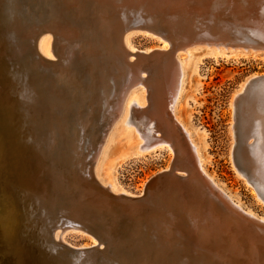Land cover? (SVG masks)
<instances>
[{
  "label": "rangeland",
  "instance_id": "374dc122",
  "mask_svg": "<svg viewBox=\"0 0 264 264\" xmlns=\"http://www.w3.org/2000/svg\"><path fill=\"white\" fill-rule=\"evenodd\" d=\"M91 1L0 0V36L3 39L5 33L15 35V38H19L18 40L20 41L18 42L21 43L18 47L14 38L8 39V45L12 47L6 51L4 50L3 53L5 55L2 54L3 57H0V203L4 201L3 205L0 204V219L10 223L13 234L18 237V244L21 250L26 253L30 252L31 256H29L30 258L27 256L26 264H36L34 258L40 260L42 258L40 253L45 254L47 251L49 252L48 255L56 256L59 254L64 256L70 253L83 254V256L81 255L84 258L83 264H98L96 258L116 245L117 250L119 252L122 250L121 253L124 255L118 264H144L142 253L139 254V251L127 242L130 241V236L136 232V229H134L136 228L135 225H140L143 222V214L149 213L153 207L156 197L165 199L167 196L166 198H168L171 187H174L173 181L179 179L172 176L171 168L177 166L184 168L175 159V151L180 152V149L175 148V151L169 152L167 147H164L162 150H150L148 154L136 156L133 154V140L127 142L113 138L120 132L124 114L121 112L114 121H111V118L115 115L112 112L107 120L102 105L95 104L98 96V86L96 85V72L90 70V64L91 58L96 55L95 50L102 51L100 44L96 43L98 36L92 38L80 37L78 40L77 35H75L79 33L81 28L85 27L86 30L91 28L82 24L86 13L90 16V13L93 12L90 10ZM82 3L85 4V7L80 5ZM105 5L111 7L113 12H119L120 10L114 9L108 3H105ZM171 13L173 12L160 14L158 22H168V17L173 16V18L185 17L184 19L188 18L189 20L201 17V14L196 15L193 12ZM229 13L230 11L227 15L225 14L227 19L232 16L229 20H226L225 17L223 19L219 18L216 15L219 20L229 24L228 26L225 24L226 28L224 30L226 29L228 36H234V39L229 41L236 45L226 46L224 53L209 54L211 49L219 46L207 44V38H204V40L203 38L200 39L197 42L198 44L194 43L192 46L197 48L193 51L183 50V48L187 49L191 46L183 47L180 44L181 41H174L169 45V52H165L161 49L162 41L172 35L170 27L159 28L158 25L160 29L158 31L157 27L137 25L133 21L131 24L133 23L134 26L130 27L131 29L127 28L126 32L123 33H130L125 36V39L135 49L136 56L132 57L131 61H136L133 62L136 66L139 64V71L143 66L146 67V70L151 68L148 74H150L149 77H152V80H159L158 70L156 71L152 67L153 64H156L153 62L159 59L155 58V60L151 57L152 59L150 60H154L153 62L149 60L145 62L139 56L140 54L142 55L148 50L151 51L147 52L148 56L161 52L159 54L162 60L157 63L160 65L166 61V56L168 57L169 55L171 57L172 54V59L168 58L173 64L175 63L176 71L180 68L179 61H183V58H187L190 55L191 59L183 71V90L178 95L175 115L178 116L188 130L192 142L198 145V151L202 159H204L206 172L213 177L223 190L239 200L243 209H250L256 216L264 218V109L255 108L257 99L264 106V55L261 51L249 52L246 55L235 52L243 49V47L239 46L240 43L247 42V40L242 38V33L236 35V30L238 31L243 24L248 23H243L245 22L244 19H246L243 13V20H240V14ZM206 19L201 18L199 20ZM68 20L75 24L74 30L68 29ZM199 22L193 20L192 29ZM44 25L53 29L63 30V33L56 35V39L58 41L63 37H69L72 57L61 64L58 62L55 64L39 62V68L36 71V69H33L31 62L36 57H34V46L30 38L37 28ZM209 25H212V23ZM231 25L233 26L231 27ZM119 35H121L122 40V33ZM92 39L95 41L92 42ZM232 46L234 47L231 48ZM171 47L173 48L171 49ZM219 48L221 49L222 47ZM1 51L2 48L0 47V53ZM123 62L121 61V64L125 66L126 62ZM140 62L143 63H141L143 66H141ZM101 63H103L101 64L102 66L98 67L103 68L104 66L105 73L108 72L106 69L110 61L105 58ZM91 73L94 75L92 80L93 89L91 94L86 96V100L89 103L81 101L79 103V97H83L80 95L79 89L81 87L84 89L88 88L85 85L84 76ZM251 75H257V79L252 80L247 85L245 92L240 94L241 98H238L236 107L237 117L235 116L233 131L230 132V126L233 121V110L230 106L231 97L239 90L243 81ZM78 77L81 78L79 79ZM93 81H95V84ZM140 87L143 86H137L133 90L140 91ZM71 92L75 93L74 99L71 97ZM50 98L54 99L51 103H49ZM162 99L164 102L169 100L167 96H161L159 101L163 102ZM93 100L94 102L92 103ZM115 101L118 102L119 100L114 98L109 102V105H112V102L116 103ZM156 106L161 107L160 104H156ZM147 109L148 107L145 108V110ZM22 112L25 115H22ZM69 113L73 117H78L81 120L88 118L92 122L90 131H86L83 134L90 141L89 144L93 148L90 161L83 163L84 167L87 166L86 173L90 179H88L89 182L95 185L90 173L94 167H97V163H95L98 159L97 153L103 152L106 157L102 171L103 179H108L109 176L115 177L118 188L131 193L133 199L124 197L125 199L122 200V197L114 193L111 196L113 200L111 197L107 199L113 205V210H105L104 208L107 204L100 203L98 204L99 207H95L98 208L99 212L95 213L87 212V208L82 207V204H79L78 201L76 205L67 209L66 206L59 205L61 203L57 201L58 195H60V192H57L58 187L61 191L75 192L73 185L69 181V176L66 175L67 170L71 168L73 158H78L79 161H74L76 164H79L84 159V156L78 157L76 153L80 131L68 119ZM160 118L167 119L163 111H160ZM256 120H259V122H255ZM68 122L73 126L68 124ZM168 132L171 133L172 131L169 129ZM176 135H179V133ZM231 136L234 137L232 142ZM180 141L181 138L178 137L176 142L183 146ZM94 150H97V152ZM74 152L76 156L73 154ZM46 161L47 163H44ZM173 161H176L174 162L175 166H173ZM57 164L60 166L58 167ZM166 169H169L167 173L170 172V177L173 178L170 179L169 176L167 178L159 177L158 174ZM240 169L244 171H240ZM178 170H176L175 174L180 177L181 174L177 173ZM243 172H245L246 176L238 177L236 174H242ZM96 186L99 187V185ZM169 186L170 189H168ZM36 190L39 191L36 192ZM255 195L260 196L263 204L256 200ZM113 197L117 199L115 198L114 200ZM17 198L22 206L21 214H18ZM50 199L51 201H49ZM42 201L43 206L39 208V204ZM46 202L51 205L46 204ZM56 202L58 204L57 207L61 208L62 212L68 210V214L72 215L78 222L89 221V223L101 229L104 236L102 241L97 242L91 234L83 231L77 221H70L72 225L78 226L68 230L66 240L70 243V246L66 251L57 249L53 245L51 231L49 230H47V233L45 232L44 239H41V236L39 238V235H37L40 239V244H32L29 237H31L33 227L38 225L41 216H38L34 210L41 209L45 212L46 208H53ZM75 208L83 209L82 213L84 214L82 217H74L75 215L72 213H74ZM59 217L64 219L63 215L59 214ZM46 238H49V242H47ZM90 238L96 241L94 245L91 244L92 240ZM190 244L192 242H188V245ZM126 246H128V249ZM178 251L175 254L177 258L180 256V259L177 260L176 256H174V259L171 258V260L174 264H184L187 260L185 261L183 256H186V254ZM137 258H139L138 261ZM242 259L245 261V258ZM160 263L164 264L162 261L157 264ZM186 264L189 263L187 262Z\"/></svg>",
  "mask_w": 264,
  "mask_h": 264
},
{
  "label": "bare ground",
  "instance_id": "6f19581e",
  "mask_svg": "<svg viewBox=\"0 0 264 264\" xmlns=\"http://www.w3.org/2000/svg\"><path fill=\"white\" fill-rule=\"evenodd\" d=\"M80 1L81 0H77V2ZM91 3L92 5L90 7V10L93 12L90 13V16L88 13H86V17L82 21V24L84 26L91 27L90 30H86V28L84 27L80 29L79 33L74 34L77 35L76 37L78 38V40L80 39V37L92 38L98 36V40L96 41V43L100 44V47H102V51L95 50L96 55L91 58L90 64V70L96 72V85L98 86V96L95 104L102 105L105 118L107 120L109 118V114L112 112L115 115H113L114 117L111 118V121H114V119L118 115H120L121 112H123L124 114L121 122L120 132L113 138L117 139L118 141L127 142L133 140V154L136 156H143L145 154H148L150 150H162L164 147H167L169 152L175 151V148H177L178 150L180 149V152L175 151V159L177 160V163L182 164L184 168L188 170L189 174L194 171L195 168H197L200 173L213 184V186L219 191L220 194H222L231 204H233L239 211L247 216L249 222L254 226H257L259 229L258 232L247 230L243 227H241L240 230L236 231L233 228L227 226H225L227 229H224V226H221L220 222H218L217 220L215 222L214 219L211 220L210 216L204 208L200 207V205H197V210L195 206L192 205V200L190 199V195L192 193H189V195L185 194L187 205L185 206L184 210H189L190 208L191 212H189V217L193 219V222L189 224L188 222H185L188 219L183 220V218H179L178 213L173 212V209L170 210V205H172L170 195H173V193L176 191L174 187H171L172 189L169 192L168 198H166V195V197L164 196L165 199H159L155 196L156 199L154 200L153 207L151 208L149 213L143 214V222L141 220L142 223L140 222V225H135L136 228L134 229H136V232L130 236V241L128 240L129 242L127 243L132 244V246L135 247L137 251H139V254L142 253L143 260L148 264H155L156 262L159 263L161 261L164 264H168L172 262L171 258L176 256L175 253L177 252V250H179V253L183 252L186 254V256H183L185 257V261L187 260L186 262L184 261L185 263L183 262L184 264H186L187 262L189 264H264V218L256 216L250 209H243V206L241 205L239 200L223 190L222 187L213 179V177L206 172L204 168V159H202L198 151V145H195L192 142L188 130L184 127L178 116L175 115V105L178 99V95L183 90V71L191 59L190 55H188L187 58H183L184 63L182 60L179 61L180 68L178 71H176L175 63L173 64V62L170 60L172 59V54L171 57H169L168 55L170 59L166 56V61L164 63L160 61L163 63H161V65L157 64L159 60H162V57L159 54L161 52H159L158 54L156 53V55L153 53V55L148 56L147 52L150 51L148 50L144 52L145 54H140L139 56L141 57V59L143 58L145 62L146 60L153 62L154 60H150L152 58H156L157 60L159 59L158 61L153 62L156 64L151 63L153 64V69L155 68L154 70H158L157 72L159 74V80H152V77H149L150 74H148L151 68L149 70L147 68L146 70V67L142 65V62H140V64L142 63L141 66L143 67L139 71V64L138 66H136L135 63H133L136 61H131L132 57L136 56L134 52L135 49L125 39V36H128L130 33H123L126 32L125 30H127V28L129 29L130 27L134 26L133 23L131 24V22L133 21L135 24L137 23V25L141 24L143 26L157 27L158 31H160L159 28L161 27H170L172 37L168 36L169 38H166L165 41H162L163 45L161 49L163 51L169 52V45L174 41H181L180 44L183 47L187 45L191 46L187 49L183 48V50L193 51L197 48H195V46H192L194 43L199 42L202 38L203 40L204 38H207V44L209 43L215 46L222 47V50L219 47L211 49L209 51V54H218L219 52L224 53V50H226V46L233 44L235 45V43L229 41L230 39H234V36H228L226 34V29L224 30V28H226L225 24L227 26L229 24H227L223 20H219V18L221 17L223 19L225 17V14L227 15V13L230 11L229 14H231V12L240 14L239 18L240 20H243V13L245 15L244 18H246L244 19L245 22L243 23L248 24L242 23L243 26L240 27L242 30H236V35L242 33V38L247 40V42L240 43V45L237 44L243 47V49L237 50L235 52L246 55L249 52L255 53V51H261L264 55V0H92ZM105 3H108V5H112V7L116 10L120 9L119 12H113L111 7L106 6ZM80 5L85 7L84 3ZM163 12H193L196 15L201 14V17H195L194 19L189 20L188 18L184 19L185 17L173 18V16L168 17V22H158V16ZM112 14H114L115 16ZM216 15H218L219 18L216 17ZM140 16L142 17V19ZM201 18H207L208 20H199ZM229 19L226 18V20ZM69 20L68 29H73L75 24H73L72 21ZM193 20L200 21L199 23H197V26L194 29H192L191 27ZM208 22H211L212 25H209L211 23ZM232 26L233 25H231V27ZM62 31L63 30L61 29H53L45 25L40 26L35 30L30 38V41L34 46V57H36L34 61L31 60L32 66L34 67L33 69H36V71H38L39 62H47L52 64L58 62L61 64L62 62H66L72 57V55L70 54L69 44H71V41L68 40L69 37H63L58 41L56 39V35L58 36L59 33H63ZM120 33H122L123 35L122 40L121 35H119ZM10 38L15 39V43L18 44V47L19 44L21 45V43L18 42L20 41L18 40L19 38H15V35L5 33L3 39L0 36V47L2 48V51L0 53L1 58L3 57V55H5L3 51H6L10 47H12L8 45V39L10 40ZM94 41L95 40L92 39V42ZM233 47L234 46H232L231 48ZM172 48L173 47H171V49ZM105 58L110 61V64H108L106 69L108 70V72H106L107 74L103 69L104 66L103 68L98 67L103 64L101 62ZM121 61L122 63H124L123 61L126 62L125 66L121 64ZM256 76L251 75L250 77L245 79V81H243V83L241 84L239 90H237L231 97L230 106L233 110V121L230 126V132L233 131L235 116L237 117V100L240 97V94L245 92L247 85L250 84L252 80L257 79ZM84 77L85 85L88 88L84 89L80 86V95L83 97H79V103L80 101L83 103H89L86 100V96L90 95L93 89L92 80L94 79V75H92L91 73L90 75H85ZM93 82L95 84V81ZM137 86L143 87H140V91L133 90ZM161 96H167L169 100L164 102L162 99L163 102H161L159 101V98ZM71 97L72 99H74V92H71ZM114 98L118 99L119 101H115L116 103L112 102V105H109V102ZM53 100V98H50L49 103H51ZM93 102L94 100L92 101V103ZM156 104H160L161 107L156 106ZM146 107H148L147 110H145ZM255 108L264 109L263 103L258 99L256 100ZM160 111H163L165 113L168 120L166 118L165 120L160 118ZM22 115L25 114L23 113ZM68 119L72 122V124H75L80 131L78 136V143L76 145V153L78 157L84 156V159H82L79 164H76L74 163V161L79 160L78 158L74 157L73 161L71 162V168L67 170L66 175L69 176V181L73 185V189L75 190V192L80 190L84 195V198H86V203L84 202L82 204V207L88 208L90 204H92V206L94 207H99L98 204L103 203L104 205L110 204L108 206H105V210H113V205L107 199L108 197L110 198L111 196H113L114 193H116V195L118 194L119 197H122V200L125 199L124 197H130L133 199V197H131V193L125 191L124 189L118 188L115 177L109 176L108 179H103L102 171L104 169L106 160L103 152L97 153L98 159L95 162L97 163V167H94L90 173L95 185H92L89 182V178L86 173L87 169H85L87 166L84 167L83 163H88V161H90V155L93 151V148L89 144L90 141L86 139L83 134L86 131H90L92 122L88 118L81 120L78 117H73V115L71 114L68 116ZM8 122H10V120H8ZM69 122L68 124H71ZM255 122H259V120H256ZM72 124L71 126H73ZM169 129L172 131L171 133L168 132ZM178 133L179 135H176ZM178 137L181 138L180 142L183 144V146L176 142ZM231 139H233L231 140V142L234 141V137H232ZM95 152H97V150ZM73 154L75 155V152ZM174 162L176 161H173V166H175ZM44 163H47V161ZM57 165L58 167L60 166L59 164ZM81 168H83L84 171H82ZM168 170L169 169H166L160 174H164L168 172ZM170 171L172 172L173 177L179 178L177 174L174 173L175 167H172ZM240 171L244 170L240 169ZM236 174L238 177H243V175L246 176L245 172H243L242 174ZM49 175L51 176V174ZM173 177H170V179ZM245 183L247 182L245 181ZM96 185H99V187H97ZM80 186H83L86 189L83 190V188ZM16 187L18 186L16 185ZM168 189H170V186ZM38 191L36 190V192ZM255 198L258 202L262 203L259 195H255ZM49 201H51V199ZM46 204L50 203L46 202ZM195 209L197 210L196 212H194ZM82 212V208H75L74 213L72 214L75 215L74 217L80 218L84 214ZM190 218L189 220H191ZM77 226L72 225V223H67L65 225L63 224V226L60 225V227L55 228V230L51 232V240L53 242V245L60 250L66 251L67 248L69 249L70 243H68V241L66 240L68 230L69 228H76ZM18 242V237L16 234H13L10 223H8V221L6 220L0 219V264H10L11 261L14 262L15 259H18L20 253L24 254L25 258L22 257V259L23 264H26V252L21 250ZM188 242H192V244L188 245ZM95 243L96 241L92 240L91 244L94 245ZM242 258H245V261H243ZM138 259L139 258H137V261ZM178 259H180V256L179 258H177V260Z\"/></svg>",
  "mask_w": 264,
  "mask_h": 264
},
{
  "label": "water",
  "instance_id": "95a60500",
  "mask_svg": "<svg viewBox=\"0 0 264 264\" xmlns=\"http://www.w3.org/2000/svg\"><path fill=\"white\" fill-rule=\"evenodd\" d=\"M177 169H179L177 173L181 174V176L179 177V179H176L177 181H174V183L172 182L174 185V189L176 191L173 193V195H170V198L172 200V205H170V210L173 209L174 213H178L179 218H183V220L188 219L185 222H188L189 224L193 222V219L189 217V212H191V209L189 208V210L188 209L184 210L185 206L187 205V200H185L186 198L185 194L189 195V193H192L190 195L191 197L189 196L190 199L192 200V205H194L197 210H198L197 205H200V207L206 210L211 220L214 219L215 222L216 220L220 222V225L224 226V229H227L225 227L227 226L233 228L236 231V230H240L241 227H243L244 229L258 232L259 230L258 227L250 223L247 216H245L233 204H231L222 194H220L219 191L213 186V184L206 177H204L197 168H195L194 171H192L190 174L188 170L179 166L175 167L174 173H176ZM81 170L84 171L83 168H81ZM170 172L160 174L159 177L161 178H167L168 176L170 177L171 176ZM80 187H82L83 190L86 189L83 186ZM57 190H58L57 192H60L57 201H60L61 203L59 204L60 206L61 205L66 206V209L68 207L70 208V206L76 205L77 201L79 204H83L86 201V198H84V195L81 193L80 190L76 193L63 191V190L61 191L59 187ZM2 203H4V201L1 202V205H3ZM17 203L15 204L18 205L17 206L18 214H21L22 206L21 204H19V199ZM41 206H43V202L39 204V208ZM57 206L58 204L56 202V205L53 208L49 207L50 210L46 208L45 212L41 209L34 210V212H37L36 214L38 216L40 215L41 216L38 225H35L33 227L31 232V237H29L30 238L29 240H31L32 244L33 243L34 245L38 243L40 244L39 238L41 236V239L42 238L44 239L45 238L44 236L46 235L45 232L47 233V230H50L52 232L55 230V228L60 227V225L63 226V224L65 225L67 223H70V221L71 222L77 221V223L80 224L81 227L83 228L82 229L83 231L91 234V236H93L97 240V242L102 241V238H104V236L101 229L97 228L94 224L89 223V221L78 222L77 219H74L72 215L68 214V210L62 212V209ZM196 209L194 212L197 211ZM86 211L94 212V213L99 212L98 208H95L94 206H92V204L88 206ZM59 214L63 215L64 219L60 218ZM188 217L191 220H189ZM37 235H39V238L37 237ZM47 236L49 237L48 234ZM48 240L49 238L47 239V242H49ZM128 246H126V248ZM121 252L117 250V245L112 246L106 253H103L102 255L98 256L96 260L98 261V264H118L120 259L124 257V255ZM48 253H49L48 251L45 254L40 253L41 254L40 256H42L40 260L34 258L36 264H83L84 263L83 260L84 258L82 257L83 254L70 253L67 255L63 254L64 256L57 254L58 256H56L52 254L48 255ZM25 255L26 258L27 256L28 257L31 256L29 251ZM22 257L25 258L24 254L20 253L18 259L17 260L15 259L14 262L11 261V263L23 264Z\"/></svg>",
  "mask_w": 264,
  "mask_h": 264
}]
</instances>
